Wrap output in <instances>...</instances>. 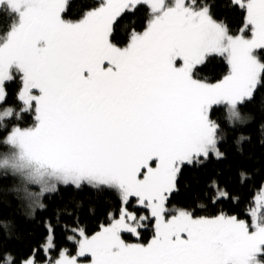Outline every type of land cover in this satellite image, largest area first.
Wrapping results in <instances>:
<instances>
[{
    "label": "snow or ice",
    "instance_id": "6c2138e0",
    "mask_svg": "<svg viewBox=\"0 0 264 264\" xmlns=\"http://www.w3.org/2000/svg\"><path fill=\"white\" fill-rule=\"evenodd\" d=\"M235 3L246 12L239 35L197 0H101L77 21L62 18L67 0H0V12L12 18L0 38V101L15 71L24 110L35 104V126L7 137L20 149V163L11 167H31L40 184L39 193L25 190L29 206L44 208L39 196L58 184L113 191L121 201L118 215L109 213L110 223L93 235L72 229L80 237H68L78 245L75 256L62 250L48 264H264V197L250 209L251 225L234 215H169L166 207L184 164L224 155L211 106L226 103L229 122H243L238 105L264 86L257 55L264 50V0ZM138 5H148L151 18L120 47L114 25ZM213 53L227 56L229 74L218 83L195 79V67ZM11 115L7 109L0 119ZM130 198L147 215L130 211ZM153 221L147 244L122 238L138 237ZM34 257L24 264H36Z\"/></svg>",
    "mask_w": 264,
    "mask_h": 264
},
{
    "label": "trees",
    "instance_id": "16d2710c",
    "mask_svg": "<svg viewBox=\"0 0 264 264\" xmlns=\"http://www.w3.org/2000/svg\"><path fill=\"white\" fill-rule=\"evenodd\" d=\"M100 0H67L64 12L66 20L77 21L85 12L97 7ZM208 3L214 19L223 21L230 34L239 35L244 27L246 12L233 0H197ZM151 17L148 5H138L135 14L125 13L114 25L113 42L126 46L131 31H143ZM12 18L0 12V38L9 30ZM264 61V50L261 55ZM230 71L224 55H209L194 69V78L204 82H216ZM5 99L0 109L12 108V117L0 119V159L8 160L16 148L7 142L15 127H32L36 124L35 111L24 110L19 99L22 79L14 73L13 79L5 82ZM240 114L248 117L244 123H230L225 105H215L211 116L220 126L223 139L218 142L221 158L214 154L198 163L184 164L178 174L176 190L171 194L166 207L173 213L177 208L186 209L195 217H215L220 214L236 216L251 225L250 209L256 194L264 186V86L257 88L254 98L238 105ZM245 137L240 140V137ZM239 141V143H237ZM7 160V161H8ZM6 170L12 168L8 163ZM9 171L0 172V264H21L35 252V259L43 263L56 259L62 250L75 254L77 243L68 237L75 234L72 229L83 227L87 235H93L100 226L110 222L109 213L118 215L121 201L113 191H96L92 187L58 184L57 191L43 194L44 208L33 209L25 197V190L33 192L29 179ZM243 173V177L241 176ZM224 191L225 196H219ZM130 210L139 215L147 212L137 206L135 198L128 203ZM50 225V227H49ZM154 221L140 229V235L123 233L128 242L148 243L154 235ZM52 232L54 247L47 257L44 245ZM11 257V262L8 258Z\"/></svg>",
    "mask_w": 264,
    "mask_h": 264
},
{
    "label": "rangeland",
    "instance_id": "374dc122",
    "mask_svg": "<svg viewBox=\"0 0 264 264\" xmlns=\"http://www.w3.org/2000/svg\"><path fill=\"white\" fill-rule=\"evenodd\" d=\"M234 2H235V0H233ZM100 2H101V0H100ZM174 2V0H166V3H169V4H171V3H173ZM186 2L187 3H191V0H186ZM198 4V3H197ZM62 18L63 19H65L64 18V13H62ZM151 18V17H150ZM66 20V19H65ZM142 32V31H141ZM240 34H241V32H240ZM244 35L245 36H247V37H249L250 38V36H251V32H250V29H245V31H244ZM120 47H124V46H120ZM262 53H263V50H257V55H258V57L261 59V61L262 62H264L263 60H262V58H261V55H262ZM213 54H215V53H213ZM226 58H227V56L226 55H224ZM227 60H228V58H227ZM182 64V61H179L178 63H177V66H180ZM231 70V69H230ZM230 72V71H229ZM14 73H16L15 71H13V75H14ZM229 74V73H228ZM227 74V75H228ZM224 78V77H223ZM222 78V79H223ZM222 79H220V80H218V81H216V82H206V83H218V82H220ZM204 82V81H203ZM4 88H5V86H4ZM22 88H23V82H22ZM22 88H21V90H22ZM20 90V91H21ZM33 94H35V95H38L39 93H38V90H33ZM5 96H6V91H5ZM5 99V98H4ZM0 102H2V101H0ZM225 105V107H226V109H227V111H228V105L226 104V103H221V105ZM216 105H220V104H216ZM213 106H215V105H213ZM213 106H211V108L209 109V111H208V115H209V118L211 119V120H213V121H215L216 123H217V121L211 116V109H212V107ZM24 107H25V105H24ZM7 109H12V108H3V109H0V113H3L5 110H7ZM34 110L35 111V104H34V102H33V105H32V107H31V109H29V110ZM12 111H13V113H14V110L12 109ZM239 111V110H238ZM36 114V113H35ZM10 117H12V115L11 116H8V117H4L3 119H1V120H4V119H6V118H10ZM241 118H242V121L243 122H239V121H233L232 123H244V122H246L247 120H248V117H246V116H244V115H242L241 114ZM35 126V125H34ZM34 126H32V127H34ZM19 127V126H18ZM32 127H19V128H21V129H28V128H32ZM16 128V127H15ZM14 128V129H15ZM13 129V130H14ZM12 130V131H13ZM11 131V132H12ZM11 132L9 133V135L11 134ZM8 135V136H9ZM8 142V141H7ZM9 143V142H8ZM11 146H13L14 148H16V153L15 154H13L12 155V157L8 160V157H6V158H3V159H0V172H3V171H9V170H6V164H4L3 162L4 161H7L8 160V162H9V164H10V166H11V163H13V162H16L17 164H19L20 163V161H19V154H20V149H19V147L18 146H16V145H13V144H11V143H9ZM201 160H202V158H201ZM200 160V161H201ZM12 168V170L11 171H9L10 173H13V174H21V175H23L24 177H26V178H28L29 179V181H30V183L33 185V187H31V189H32V191H34V192H37V193H39L40 192V184L39 183H36L35 182V180L33 179V177L31 176V172H32V169H31V167H29V166H24V167H17V168H13V167H11ZM45 180H48V178L47 177H45L44 178ZM49 182H51V181H49ZM46 193V192H45ZM45 193H43V194H45ZM221 193H224V195H221ZM43 194H41L40 196H39V200H40V202L42 203V204H44V201H43V199H42V196H43ZM219 196H225V192L224 191H219ZM260 197H264V186L262 187V189L256 194V197H255V203H254V206L253 207H256V204H257V202H258V198H260ZM130 200H131V198H130ZM28 202H29V200H28ZM130 202V201H129ZM127 207H128V205H127ZM32 208L33 209H36V208H40L39 207V205H35V206H32ZM128 209H129V207H128ZM180 209H182V208H177L173 213H171V214H169V215H174V214H176V211L177 210H180ZM130 210V209H129ZM183 210H186V209H183ZM130 211H134V210H130ZM186 211H188V210H186ZM136 212V211H135ZM138 214V213H137ZM195 217V216H194ZM110 223V222H109ZM251 223H252V217H251ZM108 224V223H107ZM107 224H104V225H107ZM75 235V239L76 240H78L80 237L78 236V233H75V234H73L72 236H74ZM91 236V235H90ZM135 236V235H134ZM122 238L124 239V237H123V233H122ZM125 240V239H124ZM72 241H75V240H72ZM125 242L126 243H137V242H128V241H126L125 240ZM53 245V234H52V232H50V234H49V236H48V239H47V241H46V244L44 245V250H45V252H46V255H47V257H49L50 256V250H51V248L52 247H49V245ZM147 244V243H146ZM65 250V249H64ZM77 250H78V245H77ZM66 252H67V255L68 256H75L76 255V253H77V251H76V253L75 254H69L68 253V250H66ZM60 255H61V253H60ZM60 255L56 258V259H58V258H60ZM33 257V256H32ZM32 257H30L29 259H31ZM29 259H26V260H24L21 264H24V262L25 261H27V260H29ZM34 259H35V257H34ZM52 259V258H51ZM262 259H264V258H262ZM48 260H49V258H48ZM48 260L47 261H45V262H43V263H39V262H37L36 261V259H35V262H36V264H48ZM55 260V259H54ZM54 260H53V262H54ZM81 264H83V260H82V258H81Z\"/></svg>",
    "mask_w": 264,
    "mask_h": 264
}]
</instances>
